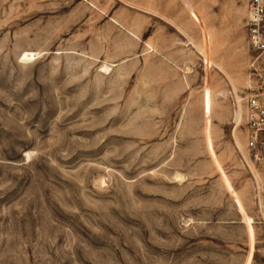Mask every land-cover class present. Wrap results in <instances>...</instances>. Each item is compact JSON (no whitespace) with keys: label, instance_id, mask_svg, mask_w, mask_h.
I'll return each mask as SVG.
<instances>
[{"label":"rangeland","instance_id":"obj_1","mask_svg":"<svg viewBox=\"0 0 264 264\" xmlns=\"http://www.w3.org/2000/svg\"><path fill=\"white\" fill-rule=\"evenodd\" d=\"M246 2L0 0V264H264Z\"/></svg>","mask_w":264,"mask_h":264},{"label":"built area","instance_id":"obj_2","mask_svg":"<svg viewBox=\"0 0 264 264\" xmlns=\"http://www.w3.org/2000/svg\"><path fill=\"white\" fill-rule=\"evenodd\" d=\"M247 42L250 48L264 53V0H247ZM247 147L255 158L264 155V93L245 97Z\"/></svg>","mask_w":264,"mask_h":264},{"label":"bare ground","instance_id":"obj_3","mask_svg":"<svg viewBox=\"0 0 264 264\" xmlns=\"http://www.w3.org/2000/svg\"><path fill=\"white\" fill-rule=\"evenodd\" d=\"M106 70H108L109 68L108 67H105ZM243 117V112L241 113V111H239L237 114H236V119L239 120L240 118L242 119Z\"/></svg>","mask_w":264,"mask_h":264}]
</instances>
